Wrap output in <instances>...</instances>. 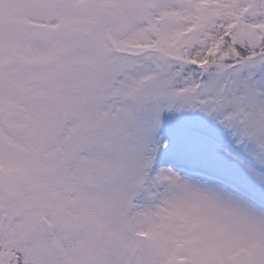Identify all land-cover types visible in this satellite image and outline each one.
Segmentation results:
<instances>
[{"label":"snow or ice","instance_id":"6c2138e0","mask_svg":"<svg viewBox=\"0 0 264 264\" xmlns=\"http://www.w3.org/2000/svg\"><path fill=\"white\" fill-rule=\"evenodd\" d=\"M0 264H264V0H0Z\"/></svg>","mask_w":264,"mask_h":264}]
</instances>
